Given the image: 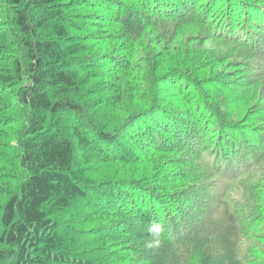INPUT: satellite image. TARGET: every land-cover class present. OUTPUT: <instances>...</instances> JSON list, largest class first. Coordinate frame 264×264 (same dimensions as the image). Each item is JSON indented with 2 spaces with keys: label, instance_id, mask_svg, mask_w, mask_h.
Returning <instances> with one entry per match:
<instances>
[{
  "label": "trees",
  "instance_id": "16d2710c",
  "mask_svg": "<svg viewBox=\"0 0 264 264\" xmlns=\"http://www.w3.org/2000/svg\"><path fill=\"white\" fill-rule=\"evenodd\" d=\"M0 264H264V0H0Z\"/></svg>",
  "mask_w": 264,
  "mask_h": 264
},
{
  "label": "clouds",
  "instance_id": "9594fccd",
  "mask_svg": "<svg viewBox=\"0 0 264 264\" xmlns=\"http://www.w3.org/2000/svg\"><path fill=\"white\" fill-rule=\"evenodd\" d=\"M162 230V226L159 225V224H153L151 225L149 231L153 232V233H156L158 234L160 231ZM159 244V241L156 240V241H149L148 244H147V247L149 248H152V247H155Z\"/></svg>",
  "mask_w": 264,
  "mask_h": 264
}]
</instances>
